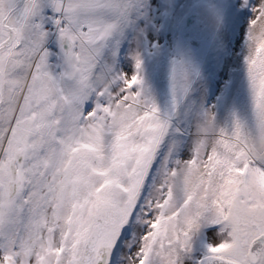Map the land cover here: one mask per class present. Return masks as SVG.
<instances>
[{
  "label": "snow or ice",
  "instance_id": "6c2138e0",
  "mask_svg": "<svg viewBox=\"0 0 264 264\" xmlns=\"http://www.w3.org/2000/svg\"><path fill=\"white\" fill-rule=\"evenodd\" d=\"M0 264H264V0H0Z\"/></svg>",
  "mask_w": 264,
  "mask_h": 264
}]
</instances>
